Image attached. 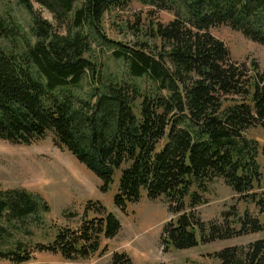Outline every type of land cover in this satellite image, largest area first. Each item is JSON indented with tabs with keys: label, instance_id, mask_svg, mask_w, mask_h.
<instances>
[{
	"label": "trees",
	"instance_id": "trees-1",
	"mask_svg": "<svg viewBox=\"0 0 264 264\" xmlns=\"http://www.w3.org/2000/svg\"><path fill=\"white\" fill-rule=\"evenodd\" d=\"M16 1L32 25L26 32L0 0L2 140L29 145L52 133L56 146L102 180V190L109 189L120 170L114 202L121 209L138 201L143 190L149 199L163 196L178 215L165 229L164 249L264 230L259 216L245 213L238 225L207 226L195 211L205 202L199 188L223 178L264 215V190L257 191L263 179L259 143L247 136L253 126L264 128V71L256 60L253 68L233 60L224 41L210 31L228 24L264 45V0ZM133 1L174 13L168 22L151 26L153 44L127 45L106 36V14ZM34 3L49 10L58 27ZM96 44L123 59L129 79L103 74L90 56ZM86 75L93 83L89 98L63 89ZM143 77L151 87L131 80ZM91 205L100 217L89 219L85 212L79 228L61 227L51 242L32 243L17 234L27 232L30 218L42 220L49 204L24 187L0 190V259L40 264L31 262L35 252L60 253L66 259L96 253L102 237H115L122 225L101 202ZM214 255L219 264H264V238ZM110 264H132V259L114 251Z\"/></svg>",
	"mask_w": 264,
	"mask_h": 264
},
{
	"label": "rangeland",
	"instance_id": "rangeland-1",
	"mask_svg": "<svg viewBox=\"0 0 264 264\" xmlns=\"http://www.w3.org/2000/svg\"><path fill=\"white\" fill-rule=\"evenodd\" d=\"M4 6L11 9L16 19L26 32H30L32 18L26 9L16 0H3ZM34 7L42 16L56 27L53 14L38 3ZM174 17L168 10H156L138 1L131 2L124 9H116L106 14L103 22L106 36L132 45L137 41H148L153 44L150 28L155 22L166 23ZM64 29H62L63 31ZM212 34L224 41L230 50L231 58L245 61L250 68L252 61L258 62L259 71H264V45L247 38L241 31L228 24L210 29ZM100 66L103 74H115L120 78L129 79L123 59H117L112 49L96 44L90 54ZM142 88L151 87L146 78H132ZM63 89L77 96L89 98L93 83L86 75L77 85L70 84ZM64 91V90H62ZM65 92V91H64ZM229 103L228 100L225 101ZM247 136L259 143L258 160L263 179L257 191L264 190V128L253 126L247 130ZM121 171L116 170L114 181L108 190H102V180L79 161L67 149L56 146L53 134L48 135L29 145L13 144L0 138V190L24 187L39 194L50 206L48 212L41 213V219L30 218L26 228L17 236L32 243L51 242L61 227L79 228L85 212L87 218L101 216V212L90 202H101L107 212L114 213L121 222L119 233L113 238L102 237L100 249L88 256L66 259L60 253L49 251L35 252L31 262L40 264H110L114 251H124L132 259V264H219L214 253L224 247L233 245L246 246L250 242L264 238V230L219 239L205 243L199 239L198 245L177 249L170 246L164 249L163 235L168 222L175 219L169 210V204L162 196L149 199L146 191L138 201L128 202L125 209L116 206L114 198L118 192ZM196 187L193 186L192 189ZM205 202L196 208L197 216L207 224L229 223L238 225L239 217L248 213L264 220L255 204L235 193L223 178L209 181L207 187L199 188ZM88 207V208H87ZM227 217V221L225 218ZM200 238V237H199ZM0 264H13L7 259H0Z\"/></svg>",
	"mask_w": 264,
	"mask_h": 264
}]
</instances>
